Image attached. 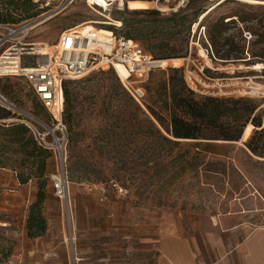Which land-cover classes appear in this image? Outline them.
<instances>
[{"label":"rangeland","instance_id":"374dc122","mask_svg":"<svg viewBox=\"0 0 264 264\" xmlns=\"http://www.w3.org/2000/svg\"><path fill=\"white\" fill-rule=\"evenodd\" d=\"M28 1L17 0L21 8L13 16L16 23L35 20L36 27L27 40L35 51L45 47L47 52H53L62 32L76 26L97 30L112 27L115 36L125 37L126 32H131L139 38L141 49L153 59L160 58L154 47L158 44L154 41L155 23L144 14L131 13L136 10L128 7L129 1L145 0H109L111 3L96 0L100 7H91L86 0H75L65 7L64 0H30L29 6H21ZM189 1L148 0L147 9L165 16L185 8ZM220 1L200 0L189 10L190 18L196 21L189 40L191 56L165 60L164 68L186 66L201 93L251 98L260 104L264 126V65L222 63L202 52L209 41L217 56L212 40L216 30L219 56L220 42L226 40L244 48L245 61L251 59L253 51L263 52L264 45L259 43L257 34L264 32L259 24L264 3L228 0L221 6L218 4L204 21V16H198V9L208 13ZM242 18L245 23L240 22ZM119 20L122 25L116 26ZM130 24L135 29L130 30ZM227 50L229 47L225 46L222 53ZM39 57V54L25 55L23 66L36 67ZM171 76L169 71L157 70L142 84L145 97L138 105L146 117L129 106L130 95L120 76L106 65L68 81L71 107L68 112L65 105L63 148L70 209L67 212L54 194L51 175L60 171V167L50 151L49 172L53 174L49 173L43 204L47 231L35 238L41 250L47 245L66 247L71 256L69 264H74L75 254L85 258L92 254L96 258L106 256L110 263L120 264L126 249L139 242L137 238L152 235L158 229L162 234H188L204 226L209 217L237 209L250 211L252 220L264 223V157L252 153L246 145L260 129L249 124L252 127L249 137L243 140L242 136L238 142L184 140L174 144V138L166 130L170 129V87L163 89ZM0 95L15 107L0 100V105L12 113L0 123L34 126L50 132L51 141L52 132L61 137L23 77H0ZM18 183L13 169L0 168V264L33 263L26 219L29 207L37 199L38 185L36 180L24 188ZM30 191V200L23 199ZM91 250L93 253H89Z\"/></svg>","mask_w":264,"mask_h":264},{"label":"trees","instance_id":"16d2710c","mask_svg":"<svg viewBox=\"0 0 264 264\" xmlns=\"http://www.w3.org/2000/svg\"><path fill=\"white\" fill-rule=\"evenodd\" d=\"M145 1L147 2L148 0ZM199 1L200 0H190L185 8H180L178 11L171 12L165 16L154 9H147L143 12H139L138 10L131 12L134 14H144V16L152 19L151 21L155 23L153 34L156 35L154 41L158 44H155L154 47L160 53L157 54L160 57L159 59H181L191 56L189 40L192 26L196 21L190 18L188 12L190 9L195 8V5H197ZM227 1L228 0L221 2L220 6ZM29 5L30 0L21 6L25 8ZM20 8L17 0H0V23L14 25L24 23V21L14 22L15 19L13 15L18 12ZM197 12L198 16H204L203 21L210 14V12L207 13L200 9H198ZM240 22L245 23L246 20L242 18ZM259 24L264 29V7H262ZM221 26H223L222 22H220V28ZM128 27L130 30L135 29L134 24H130ZM108 29L114 31L112 27ZM217 32L216 30V32H214L215 34L212 36L217 56L209 41H206V45H203V47H208V43L210 44L212 49L210 58L213 57L216 59L217 57L222 63L245 62L252 67L258 64L264 65V51H253L251 59L245 61L244 59L246 58L243 57L244 48L236 47L229 40H226L223 44L220 42L219 56V52L217 51ZM221 33L222 31L220 29V34ZM257 35L260 38L259 43L264 45V32ZM125 37L135 41L139 40V38L133 36L131 32H126ZM225 46H228L229 50L222 53ZM234 53H236L235 56H233ZM159 59L154 58V60ZM157 70H166L172 73L167 85L165 84L163 89H166L168 85L170 87L171 102L168 107L170 129L166 128V130L174 138V144H180V141L184 140L238 142L242 138L245 128L251 124L256 129L259 128L260 130L255 131V134L248 140L246 145L252 153L264 157V126L263 114L259 113L260 104L244 96L240 98H228V95L214 96L202 94L193 90L188 84L186 66L184 65L183 67L175 65L173 68H169V70L166 68H158L153 70L150 75ZM67 83L65 84L64 95L65 105L67 106L66 111L69 112L71 106L70 93L66 87ZM2 91L6 92L7 88L3 87ZM129 106L135 113L145 117L147 116L131 95L129 98ZM146 107L153 116L162 123L161 118L151 110L149 106ZM11 116V111L0 105V120L8 119ZM258 131L260 133H257ZM158 132L160 133L159 130ZM257 134L259 135L258 138H256ZM0 137H4V139L0 140V168L13 169L17 174L19 183L22 185L34 180L37 181V199L29 207L26 228L29 238L34 239L41 237L47 231V219L44 216L43 204L46 200V191L50 182L48 160L51 158L52 154L49 150L39 146L31 130L25 124L0 123ZM198 146L200 145L197 144V147Z\"/></svg>","mask_w":264,"mask_h":264},{"label":"built area","instance_id":"2783aa9c","mask_svg":"<svg viewBox=\"0 0 264 264\" xmlns=\"http://www.w3.org/2000/svg\"><path fill=\"white\" fill-rule=\"evenodd\" d=\"M74 1L64 0L62 6H68ZM111 2L108 1V3ZM90 6L100 7L93 3ZM34 21L29 20L18 25L0 23V77H23L48 113L56 131L61 135L60 137L52 132L54 139L51 141L50 132L28 125L39 146L53 151L57 159L60 171L51 175L53 191L68 212L70 202L66 171L67 159L63 148L66 131L64 122L65 84L84 77L91 70H98L101 64L113 68L116 72V67L121 65L128 73L125 79L120 77L122 84L132 98L141 103L145 97L142 84L153 70L163 68V66L160 60H154L133 39L114 35L102 42L98 32L94 29L86 31L83 26H76L62 32L53 47L54 51L47 52L43 60L41 59L43 56L39 57L36 67L27 68L23 66V57L36 53L33 44L27 42L34 29ZM204 48L205 53L210 56L212 53L210 44L208 43V47ZM201 73L206 77L203 72ZM186 75L189 86L198 92L191 72L186 70Z\"/></svg>","mask_w":264,"mask_h":264},{"label":"crops","instance_id":"0c3cea01","mask_svg":"<svg viewBox=\"0 0 264 264\" xmlns=\"http://www.w3.org/2000/svg\"><path fill=\"white\" fill-rule=\"evenodd\" d=\"M49 167L50 165L48 169ZM49 173L53 174L51 171ZM15 175L17 177L16 173ZM18 185L24 188L31 185V182ZM20 191L22 192V189ZM29 193L28 197L23 196V199L28 198L29 201L31 191ZM252 217L253 213L250 211L237 209L209 217L204 226L194 228L188 234H162L158 229L152 235L137 238L139 242L126 249L120 264H264V223L259 224L252 220ZM73 222L75 226V220ZM28 240L33 246L31 264L71 262L66 247L47 245L41 250L38 239ZM89 253H93V250ZM77 255L75 254L76 259H73L74 264L75 260L77 264L79 261V264H112L106 256L96 258L95 254H92L91 257L85 258ZM86 260L91 263H85Z\"/></svg>","mask_w":264,"mask_h":264},{"label":"bare ground","instance_id":"6f19581e","mask_svg":"<svg viewBox=\"0 0 264 264\" xmlns=\"http://www.w3.org/2000/svg\"><path fill=\"white\" fill-rule=\"evenodd\" d=\"M107 1H109V0H107ZM223 1L224 0L220 1L216 5L212 6L208 10V13L211 12L212 10L216 9V7L218 6V4H220ZM240 1L247 2V3H264V2H261V1H258V0H240ZM86 2L88 3L89 6H90V4L92 5V3L93 4H96L98 6V3L96 2V0L95 1H91V2H89V0H88ZM121 5H123V4L121 3ZM128 7L131 10H143V9L150 8V4L148 2H146V1H129L128 2ZM33 25H34L33 28H35L36 27V24H33ZM115 25L116 26H121L122 25V22L121 21H116ZM92 29L93 28H88V29L85 28L86 31L87 30H92ZM94 30L98 32V34H99L100 39L102 40V42L107 41L110 38V36H114L113 32L110 31V30H107V29H99V30L94 29ZM39 44L40 43H36V45H38V46H39ZM102 45L106 48V46L104 44H102ZM37 50L38 51H36L35 54H39V55L43 56L41 58L42 60L45 59L44 58V55L47 54V51H46L47 49L45 47L44 48L38 47ZM202 52H203V54H206L203 50H202ZM165 62H166L165 60L164 61H161V64H162L163 68L166 67L165 66L166 65ZM258 67L260 68L261 66H258ZM116 70H117L118 74L120 75V77L122 79H125L128 76V73H127V71L125 70V68L123 66H121V65L119 66L118 65L116 67ZM251 128H252L251 125H248L245 128L244 135H243V140H246L249 137L250 132H251Z\"/></svg>","mask_w":264,"mask_h":264},{"label":"water","instance_id":"95a60500","mask_svg":"<svg viewBox=\"0 0 264 264\" xmlns=\"http://www.w3.org/2000/svg\"><path fill=\"white\" fill-rule=\"evenodd\" d=\"M0 100H1L2 102H4L5 104H7L8 106H10V107H14L12 104H10L9 102H7L6 99H4L1 95H0ZM14 108H15V107H14Z\"/></svg>","mask_w":264,"mask_h":264}]
</instances>
